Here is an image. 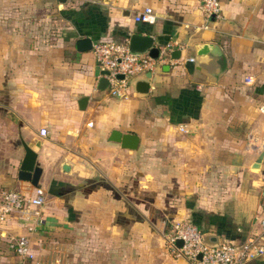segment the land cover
Wrapping results in <instances>:
<instances>
[{"label": "crops", "instance_id": "0c3cea01", "mask_svg": "<svg viewBox=\"0 0 264 264\" xmlns=\"http://www.w3.org/2000/svg\"><path fill=\"white\" fill-rule=\"evenodd\" d=\"M146 7L152 24L134 19ZM221 12L206 20L199 0H0V187L45 196L38 223L4 224L0 264H24L11 234L28 236L27 264H191L164 240L180 221L222 242L264 244V157L254 167L264 151V0H221ZM132 33L150 35L164 60L112 96L75 42ZM203 43L214 48L199 57ZM114 129L137 135L138 148L109 141ZM24 144L37 154V185L18 178ZM243 264H264V254Z\"/></svg>", "mask_w": 264, "mask_h": 264}, {"label": "built area", "instance_id": "2783aa9c", "mask_svg": "<svg viewBox=\"0 0 264 264\" xmlns=\"http://www.w3.org/2000/svg\"><path fill=\"white\" fill-rule=\"evenodd\" d=\"M199 1L206 20L221 18V0ZM134 19L137 22L152 24L156 16L150 7H146L138 12ZM91 51L97 67L108 71L104 77L108 82L106 89L112 96H122L134 75L150 71L164 60L162 57L164 51L161 50L158 58H152L146 52H132L128 40L99 41L93 43ZM119 75L123 78H118ZM250 79L245 78V81L249 83ZM39 135L47 136L48 130L44 127L40 128ZM44 202L42 189L37 188L33 196L26 197L17 189L0 187V236L3 234L4 224L12 217L32 219L38 223L41 220L38 209ZM258 223L264 232V217L260 218ZM27 229L31 232L33 228L30 225ZM203 234L198 226L190 221L174 222L167 228L165 243L172 256L186 258L191 264H243L264 254L262 235L248 237L240 245L222 242L220 247L211 248L202 242ZM177 240L182 241L181 247L176 246ZM7 244L24 264L33 259L27 235L11 234L7 237Z\"/></svg>", "mask_w": 264, "mask_h": 264}, {"label": "water", "instance_id": "95a60500", "mask_svg": "<svg viewBox=\"0 0 264 264\" xmlns=\"http://www.w3.org/2000/svg\"><path fill=\"white\" fill-rule=\"evenodd\" d=\"M76 48L78 51H89L92 49V40L88 37H81L76 40ZM154 40L150 35L141 34V33H132L128 38V45L132 52L143 53L146 52L152 58H158L160 50L158 47L154 46ZM214 46L210 43H203L197 47V56L205 57L212 52ZM179 52L174 51L172 53V57H178ZM96 74L99 77L98 88L99 89H106L107 87V80L105 79V75L108 74L106 70H100L97 67ZM147 77L150 76V73L146 75ZM118 78H123L122 75H119ZM149 89V85L147 82L139 81L136 84V90L140 93H147ZM87 99L85 97L80 98L78 101V107L81 110L85 109ZM109 141L117 142L121 145L122 148L136 150L139 144V137L133 133H123L119 130H112L108 137ZM25 155L24 158L19 166L18 170V178L22 180H32V182L37 185V180L40 173V168L36 166V152L31 149L29 146L24 144ZM264 157V151L260 152L254 167H258L260 162ZM64 170H68V166L65 164L63 166ZM202 242L211 248H218L221 246L222 241L219 234L216 233H204L202 236ZM176 246L181 247L182 241L177 240ZM200 257V256H199Z\"/></svg>", "mask_w": 264, "mask_h": 264}, {"label": "rangeland", "instance_id": "374dc122", "mask_svg": "<svg viewBox=\"0 0 264 264\" xmlns=\"http://www.w3.org/2000/svg\"><path fill=\"white\" fill-rule=\"evenodd\" d=\"M169 226H171V225H169ZM169 226L166 224L165 226H164V232H163V235H164V240H165V235H166V233H167V227L169 228Z\"/></svg>", "mask_w": 264, "mask_h": 264}]
</instances>
